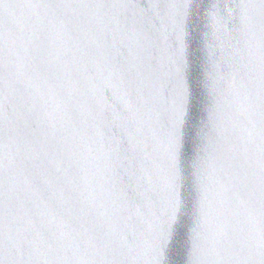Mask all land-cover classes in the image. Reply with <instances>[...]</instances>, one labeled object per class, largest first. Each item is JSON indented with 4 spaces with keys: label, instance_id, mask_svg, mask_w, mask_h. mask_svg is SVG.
Instances as JSON below:
<instances>
[{
    "label": "water",
    "instance_id": "water-1",
    "mask_svg": "<svg viewBox=\"0 0 264 264\" xmlns=\"http://www.w3.org/2000/svg\"><path fill=\"white\" fill-rule=\"evenodd\" d=\"M127 2L0 0V264H264V0ZM83 42L131 55L138 92Z\"/></svg>",
    "mask_w": 264,
    "mask_h": 264
},
{
    "label": "snow or ice",
    "instance_id": "snow-or-ice-1",
    "mask_svg": "<svg viewBox=\"0 0 264 264\" xmlns=\"http://www.w3.org/2000/svg\"><path fill=\"white\" fill-rule=\"evenodd\" d=\"M189 0H180V5L183 7L184 4L188 3ZM84 7H97V8H126L130 4L127 0H52V6L57 8L62 7H71L76 4ZM186 14V13H185ZM82 47L85 51V54H88V50L93 49L92 55L88 58L89 60L96 65L98 72H106L105 84L106 86H111L113 90L119 94L123 93L125 96L134 95L139 90V79L137 70L133 67V58L131 55L126 60L117 61V60H108L104 62L101 67L99 63L93 57L98 55L96 48L90 47L89 45L82 43ZM6 63V60H4ZM7 103V98L4 95L2 89H0V257H3L5 261H8L6 248H7V196H6V172L7 167L3 161L6 159L7 153V113L5 105ZM93 127L95 128V121H93ZM176 143V129L172 132L170 150H169V174H171L173 169L172 157L175 151ZM110 157L115 158L118 155V152L113 149H109ZM41 183L45 188H51V185L41 177ZM58 198H62L61 193H56ZM129 220H134L135 217H129ZM164 238V234L157 236L155 241V248L157 252V257L160 256L161 242ZM37 242H41L44 237L37 233L36 237ZM58 239V238H57ZM29 245L33 243L32 240L27 242Z\"/></svg>",
    "mask_w": 264,
    "mask_h": 264
}]
</instances>
